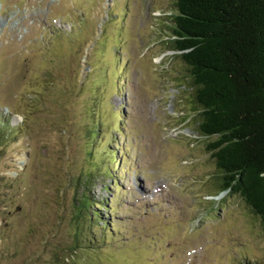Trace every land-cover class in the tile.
I'll return each instance as SVG.
<instances>
[{"label": "rangeland", "instance_id": "1", "mask_svg": "<svg viewBox=\"0 0 264 264\" xmlns=\"http://www.w3.org/2000/svg\"><path fill=\"white\" fill-rule=\"evenodd\" d=\"M173 2L0 0V117L19 126L0 142V264H264L257 217L208 184L185 69L166 49ZM92 106L97 146L84 133ZM85 173L108 226L91 221L63 259L68 180Z\"/></svg>", "mask_w": 264, "mask_h": 264}, {"label": "trees", "instance_id": "2", "mask_svg": "<svg viewBox=\"0 0 264 264\" xmlns=\"http://www.w3.org/2000/svg\"><path fill=\"white\" fill-rule=\"evenodd\" d=\"M173 1L166 49L185 69L198 134L215 167L208 184L213 182L214 192L238 197L264 231V0ZM87 110L86 143L97 146L102 115L94 106ZM17 127L0 117V142ZM112 142L101 151L106 175L112 174L117 162ZM95 179L85 173L74 176L76 182L68 180L76 187V195L71 210L72 244L61 249L68 251L63 259L80 246L76 240L93 231L91 221L99 229L108 226L100 213L108 199H96L90 191ZM99 221L103 223L98 225Z\"/></svg>", "mask_w": 264, "mask_h": 264}]
</instances>
